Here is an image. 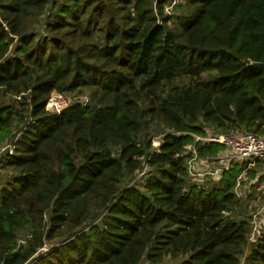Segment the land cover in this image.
Returning <instances> with one entry per match:
<instances>
[{"label":"trees","instance_id":"trees-1","mask_svg":"<svg viewBox=\"0 0 264 264\" xmlns=\"http://www.w3.org/2000/svg\"><path fill=\"white\" fill-rule=\"evenodd\" d=\"M255 62L264 0H0V264H264L236 190L263 159L198 183L186 152L264 136Z\"/></svg>","mask_w":264,"mask_h":264},{"label":"built area","instance_id":"built-area-1","mask_svg":"<svg viewBox=\"0 0 264 264\" xmlns=\"http://www.w3.org/2000/svg\"><path fill=\"white\" fill-rule=\"evenodd\" d=\"M64 97L66 98V94L63 93L52 94L46 102V110L59 112L64 106L62 103L67 105L73 99L79 100L82 104H85L88 101L86 96L72 97L67 100H65ZM209 142L219 143L224 146L223 151L214 157V160L218 162V166L206 172L212 178L217 175L220 177L222 172L228 169L229 166L235 162L245 164L247 169L251 166V164L253 165L256 160L264 157V136H258L245 130H234L227 133H209L206 131L205 135H195L194 144L186 146V152L189 154L187 167L191 181H194L192 176L200 174L197 171L194 172V164H196L198 160L203 162L195 149V143L204 144ZM154 143H157V140H155ZM5 145L4 149L11 152V145ZM244 175L245 170L238 178L237 186L239 185V180L245 177ZM218 179L214 180L210 178L212 181H217Z\"/></svg>","mask_w":264,"mask_h":264},{"label":"rangeland","instance_id":"rangeland-1","mask_svg":"<svg viewBox=\"0 0 264 264\" xmlns=\"http://www.w3.org/2000/svg\"><path fill=\"white\" fill-rule=\"evenodd\" d=\"M72 98L71 94H66L65 100ZM64 106H66L64 103H62ZM63 106V107H64ZM206 131L209 133H216L212 127H207ZM6 145H2L0 147V156L4 152V148ZM202 161H197L196 164H194V172L197 171L200 174H195L192 176L193 180L201 183V182H207L211 179H218L219 175L214 176L213 178L207 174V171H210L218 166V162L213 159H206L201 157ZM263 162L260 161L259 165L254 166L255 170V177L251 180H248L246 176L239 180V185L237 186V195L242 200L241 207L245 206L248 203V212L250 215H252L253 218V236L254 237L259 230H263L264 226V158ZM205 162V163H204ZM252 166V164H251ZM5 172L0 167V182L3 180H6ZM262 178L260 182H256L257 179Z\"/></svg>","mask_w":264,"mask_h":264},{"label":"water","instance_id":"water-1","mask_svg":"<svg viewBox=\"0 0 264 264\" xmlns=\"http://www.w3.org/2000/svg\"><path fill=\"white\" fill-rule=\"evenodd\" d=\"M253 64H255V65H257V66H261V67L264 68V62H255V63H253Z\"/></svg>","mask_w":264,"mask_h":264}]
</instances>
